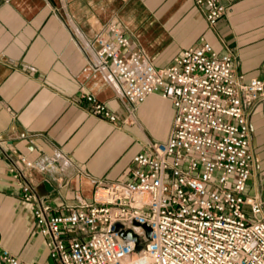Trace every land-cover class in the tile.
<instances>
[{"label": "built area", "instance_id": "1", "mask_svg": "<svg viewBox=\"0 0 264 264\" xmlns=\"http://www.w3.org/2000/svg\"><path fill=\"white\" fill-rule=\"evenodd\" d=\"M194 1L214 28L241 0ZM106 29L95 38L98 47L89 44L96 69L107 72L130 113L152 94L169 100L172 129L133 156L129 179L97 184L90 201L79 199L64 214L27 181L34 163L0 138L11 175L26 180L22 198L33 203L48 258L60 264H264V170L257 171L247 110L264 108V70L246 79L236 73L234 53L219 54L205 39L157 69L141 50L130 49L118 23ZM85 99L93 115L117 121L96 96ZM128 231L136 241L123 237ZM0 264L42 263L19 258L0 232Z\"/></svg>", "mask_w": 264, "mask_h": 264}, {"label": "crops", "instance_id": "2", "mask_svg": "<svg viewBox=\"0 0 264 264\" xmlns=\"http://www.w3.org/2000/svg\"><path fill=\"white\" fill-rule=\"evenodd\" d=\"M114 22L130 49L141 50L157 69L205 39L219 54L234 53L236 73L246 79L264 70V0L231 5L214 28L194 0H0V138L34 163L26 179L54 212L90 201L97 184L129 179L133 156L172 129L169 100L152 94L130 113L107 72L96 69L89 44L98 47L95 38ZM88 94L117 121L93 115ZM247 110L254 149L264 143V108ZM9 167L0 155V213L27 234L34 258L23 260L46 264L36 258L38 248L47 257L48 251L33 203L22 198L26 180L15 179Z\"/></svg>", "mask_w": 264, "mask_h": 264}, {"label": "rangeland", "instance_id": "3", "mask_svg": "<svg viewBox=\"0 0 264 264\" xmlns=\"http://www.w3.org/2000/svg\"><path fill=\"white\" fill-rule=\"evenodd\" d=\"M263 137H264V134H263ZM164 140H161V141H164ZM161 141H156V142H161ZM254 150L255 152L260 154V157H258V162L256 165L258 167L257 168L258 173H261L264 170V143H261L260 145L255 146ZM244 210H245V213L248 219L252 218L251 211L247 207H245ZM8 214L9 213L1 214L3 215L4 221H5V226H3V228L1 229V232H3L6 245L10 246L12 252L15 253L22 260L23 259L32 260L34 256L32 257L30 256V254H32L31 253L32 251L30 249L29 244L27 243L28 242L27 234L24 232H20L19 230L14 228L12 219L10 218V215ZM41 240L42 239H39V242H41ZM20 248L23 249L21 251L22 252L21 254L20 252L18 253V250ZM36 258H40L41 260H43V262H46V264H60L59 262L55 261L52 258L49 259L46 256V253L39 248L36 252Z\"/></svg>", "mask_w": 264, "mask_h": 264}, {"label": "water", "instance_id": "4", "mask_svg": "<svg viewBox=\"0 0 264 264\" xmlns=\"http://www.w3.org/2000/svg\"><path fill=\"white\" fill-rule=\"evenodd\" d=\"M45 187L48 189V190H51L53 189L50 185V183L48 182H45L44 183ZM145 230H146V233H147V236H150L151 234V227H147V226H144ZM123 237L126 238V239H129V240H134L136 241L137 240V235H134L132 231H128L126 233L123 234ZM137 249H139V246H137Z\"/></svg>", "mask_w": 264, "mask_h": 264}]
</instances>
